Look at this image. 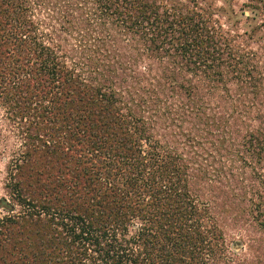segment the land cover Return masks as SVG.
Here are the masks:
<instances>
[{
    "label": "trees",
    "instance_id": "obj_1",
    "mask_svg": "<svg viewBox=\"0 0 264 264\" xmlns=\"http://www.w3.org/2000/svg\"><path fill=\"white\" fill-rule=\"evenodd\" d=\"M224 13L0 0V116L18 143L0 264H264L261 84Z\"/></svg>",
    "mask_w": 264,
    "mask_h": 264
},
{
    "label": "rangeland",
    "instance_id": "obj_2",
    "mask_svg": "<svg viewBox=\"0 0 264 264\" xmlns=\"http://www.w3.org/2000/svg\"><path fill=\"white\" fill-rule=\"evenodd\" d=\"M214 5L224 9L221 23L230 35L239 34L237 42L246 52H253L261 84L258 108L264 112V0H213ZM232 5L233 8L232 9ZM230 7V8H229ZM235 12L234 15L230 10ZM0 200L4 198V180L6 166L17 149L15 126L1 119L0 116ZM17 144V145H16ZM5 211L0 205V217Z\"/></svg>",
    "mask_w": 264,
    "mask_h": 264
}]
</instances>
